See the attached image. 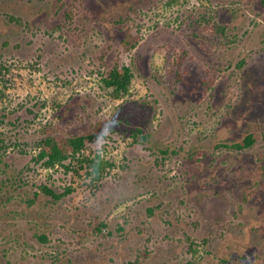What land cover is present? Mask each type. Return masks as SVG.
I'll list each match as a JSON object with an SVG mask.
<instances>
[{"label":"rangeland","instance_id":"374dc122","mask_svg":"<svg viewBox=\"0 0 264 264\" xmlns=\"http://www.w3.org/2000/svg\"><path fill=\"white\" fill-rule=\"evenodd\" d=\"M0 141V264H264V0H0Z\"/></svg>","mask_w":264,"mask_h":264},{"label":"trees","instance_id":"16d2710c","mask_svg":"<svg viewBox=\"0 0 264 264\" xmlns=\"http://www.w3.org/2000/svg\"><path fill=\"white\" fill-rule=\"evenodd\" d=\"M126 43H129V41ZM133 76V71L129 66L116 63L103 77V83L106 88L112 89L117 97H121L128 93ZM90 138L91 136L88 135L47 136L37 144L38 160L44 161L49 167L63 165L69 159L82 156V152L86 148V142ZM260 138L261 136L258 133L250 131L245 133L243 138L231 144L224 142L221 146L242 151L253 147ZM5 148L4 142L0 141V160ZM102 163L101 160L97 161V172L101 169ZM97 176L100 177V175ZM44 191L56 199L61 196L49 187H44ZM69 192L70 190L67 191V194Z\"/></svg>","mask_w":264,"mask_h":264}]
</instances>
